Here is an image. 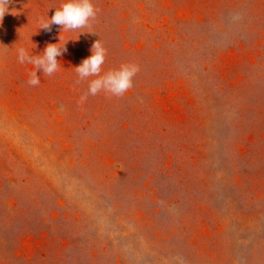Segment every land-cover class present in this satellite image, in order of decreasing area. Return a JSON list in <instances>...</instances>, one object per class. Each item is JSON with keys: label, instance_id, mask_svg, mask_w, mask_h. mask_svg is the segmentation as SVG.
Instances as JSON below:
<instances>
[{"label": "rangeland", "instance_id": "rangeland-1", "mask_svg": "<svg viewBox=\"0 0 264 264\" xmlns=\"http://www.w3.org/2000/svg\"><path fill=\"white\" fill-rule=\"evenodd\" d=\"M60 3L0 18V264H264V0H93L39 29ZM97 39L101 75L139 67L121 96L82 99ZM56 42L29 85L16 50Z\"/></svg>", "mask_w": 264, "mask_h": 264}, {"label": "clouds", "instance_id": "clouds-1", "mask_svg": "<svg viewBox=\"0 0 264 264\" xmlns=\"http://www.w3.org/2000/svg\"><path fill=\"white\" fill-rule=\"evenodd\" d=\"M8 4L9 0H0V18L9 11ZM54 9L55 11L51 17L48 15L47 20H41L39 29L50 32L52 25L60 26L62 30L69 31L81 29L87 27L89 22L96 16L93 0H61L60 6ZM82 33L84 32L79 33V35ZM59 39L60 36L58 42ZM58 42L46 44L42 54H39L40 52L34 55L29 54L24 47L16 50L19 63H28L35 68L34 71L29 73V85L37 86L40 84V79L37 75L38 71L46 76H51L58 71L61 65L57 58L67 52L66 43L63 46H59ZM105 56L106 49L97 39L91 44L90 55L75 66V71L81 80L96 77L89 81L88 92L82 99H86L87 95L95 96L101 91L121 96L132 87L133 77L139 71L138 65L122 64L118 69L109 70L101 75Z\"/></svg>", "mask_w": 264, "mask_h": 264}]
</instances>
